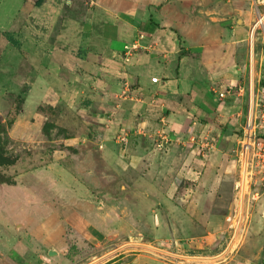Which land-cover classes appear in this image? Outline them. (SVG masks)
<instances>
[{
	"label": "rangeland",
	"instance_id": "374dc122",
	"mask_svg": "<svg viewBox=\"0 0 264 264\" xmlns=\"http://www.w3.org/2000/svg\"><path fill=\"white\" fill-rule=\"evenodd\" d=\"M37 1L0 0V264L34 263V248L21 256L8 236L14 232L13 240L26 235L40 244L36 234L47 233L44 225L64 220L59 205L77 209L79 202L101 211L113 229L98 248L82 241V263L107 264L135 249L128 252L143 254L146 264H223L226 259L264 264V185L256 177L249 188L240 190L236 140L219 135L241 133L228 108L195 113L189 131L180 133L206 137L214 148H199L187 158L177 156L181 162L155 149L157 129L140 139L132 137L128 145L118 144V133L127 128L113 108L103 107L108 102H94L90 96L92 89L105 88L119 105V66L99 71L92 66L103 47L100 36L107 14L102 0H43L40 6ZM236 2L256 28L254 63L259 73L264 0ZM135 8L142 10L143 4ZM239 36L246 38L248 32ZM247 47L245 42L239 50L245 64ZM256 81L259 85L258 75ZM158 117L152 119L154 127L164 124L163 116ZM237 118L244 123L245 117ZM151 184H158L160 191ZM43 202L51 208L41 206ZM229 213L235 220L241 218L239 227L227 222ZM173 214L182 215L178 221L184 216L188 229H177L167 239L149 236L154 225L176 223ZM178 221L177 227L186 226ZM204 221H212L215 234L198 242L196 237L207 232ZM126 241L131 245L124 246ZM97 249L110 253L99 259Z\"/></svg>",
	"mask_w": 264,
	"mask_h": 264
},
{
	"label": "crops",
	"instance_id": "0c3cea01",
	"mask_svg": "<svg viewBox=\"0 0 264 264\" xmlns=\"http://www.w3.org/2000/svg\"><path fill=\"white\" fill-rule=\"evenodd\" d=\"M113 1L114 3H110V0H102V7L107 14L103 33L100 36L103 47L96 58L97 64L92 66L98 71L99 68L107 69L109 65L119 66L122 76L119 105L113 104L110 93L105 88L92 89L90 96L94 102L99 99L108 102L110 105L103 103V107L106 110L113 108L111 110L116 118L119 116L120 123L130 131L131 139L134 136H139L140 139L142 134L151 135L155 129L158 132L163 127L167 130L171 127L176 129L174 134L169 130L172 142L167 152H170V158H178L180 162L183 160L177 156L187 158L199 149V146L189 147L192 133L187 137H183L180 133L189 131L195 113L206 114L210 109H215L218 113L223 108H228L232 113L231 122L240 128L241 132L243 122L240 120L241 117L237 118V115L245 117L247 90L239 92L236 89L232 95H228L223 100L219 99L216 91L228 86L242 85L248 88L250 76L256 83L257 75L260 74L257 73L255 66L252 67L250 61L249 38L253 26L252 19L248 11L246 12L236 2L243 0ZM139 4H143L142 10L135 8ZM211 29L215 30L211 31ZM244 31L248 32L246 38L239 36ZM141 33L144 34L143 45L146 47L136 50L129 60H125V44L135 41ZM245 42L248 44V64L243 63L244 52L243 54L239 52ZM153 76L159 77L161 81L152 82ZM97 80L102 82L99 78ZM103 83L105 87L109 85L105 81ZM41 85L45 86L43 92L46 95L47 84ZM38 90L41 91L40 88ZM155 115L163 116L162 127L153 126L155 122L153 123L152 119ZM166 119L171 121V125L166 123ZM149 124L152 125L151 129ZM219 135L236 140L238 134L220 131ZM181 144L186 147L181 148ZM150 180L148 176L145 182L149 184ZM149 186L157 192L160 191L158 184ZM80 203H77V209L81 207V211L72 206H64L65 203L59 205L62 209H58L60 211L58 212L64 213V220L56 224L44 225L43 229L47 233L36 234L39 245L26 235L18 236L13 240V232L8 238L13 242L12 246L15 244V252L23 256L33 247L34 263L44 259L43 264H86L78 261V256L83 250L82 241L89 240L98 248L103 240L110 239L106 236L113 234V229L110 228L109 220L102 218L101 211L99 213L90 208V205ZM44 205L50 206L43 202L41 206ZM180 216L182 217L180 214L178 216L173 214L176 223ZM176 223L171 222L167 227L154 225L149 236H154L155 239L164 236L167 239L169 235H174L177 229L182 230L190 225L184 216L178 223L186 226L177 227ZM202 224L206 226L207 232L196 237L198 242H203L204 239H209L215 234L212 233L214 230L211 226L212 221H204ZM148 241L146 243H151L150 240ZM31 242L35 243V246H31ZM123 245L130 246L131 242L126 241ZM102 250L97 249L95 257L100 259L110 253ZM129 250L135 249L125 250L126 252H122L118 259H112L107 264H146L143 254L129 253ZM51 251L55 253L51 254ZM15 258L19 259L16 254ZM231 260L226 259L223 264H246L243 261L235 263ZM23 262L34 264L26 260ZM164 264L167 262L164 261Z\"/></svg>",
	"mask_w": 264,
	"mask_h": 264
},
{
	"label": "built area",
	"instance_id": "2783aa9c",
	"mask_svg": "<svg viewBox=\"0 0 264 264\" xmlns=\"http://www.w3.org/2000/svg\"><path fill=\"white\" fill-rule=\"evenodd\" d=\"M255 29H252L249 38L250 61L252 67L254 63V53L256 52ZM263 39L261 42V49L257 53L259 56V85L255 83L252 76L249 78L248 88L244 86H228L223 90H217L216 93L219 99L223 100L228 95L234 93V89L239 92L247 90V109L245 112V120L241 128V133L236 136L234 144L235 155L237 163L241 170V179L239 184L241 192L244 188H249L256 177L260 178V182L264 185V85L261 84L264 80V32L262 33ZM145 40L144 34L141 33L139 37L132 43H127L124 46V59L129 60L132 54L146 46L143 45ZM161 79L157 76L152 77V82L159 83ZM131 133L128 129L121 130L117 136V143L120 145L129 144ZM172 136L170 131L165 127L158 131V138L155 140V149L162 152H167ZM191 143H196L201 151H209L214 148V143L206 137H198L192 135L190 137ZM255 196V194H253ZM239 216L241 217L242 207H240ZM234 218L232 213L226 216L227 222L234 228L240 226L241 218ZM234 218V219H233Z\"/></svg>",
	"mask_w": 264,
	"mask_h": 264
},
{
	"label": "trees",
	"instance_id": "16d2710c",
	"mask_svg": "<svg viewBox=\"0 0 264 264\" xmlns=\"http://www.w3.org/2000/svg\"><path fill=\"white\" fill-rule=\"evenodd\" d=\"M42 2H43V0H38L37 3H36L37 6H40L42 4ZM11 40L15 43L14 39H11ZM261 84L264 85V80H262V83Z\"/></svg>",
	"mask_w": 264,
	"mask_h": 264
},
{
	"label": "water",
	"instance_id": "95a60500",
	"mask_svg": "<svg viewBox=\"0 0 264 264\" xmlns=\"http://www.w3.org/2000/svg\"><path fill=\"white\" fill-rule=\"evenodd\" d=\"M55 252L54 251H51V254H54Z\"/></svg>",
	"mask_w": 264,
	"mask_h": 264
}]
</instances>
